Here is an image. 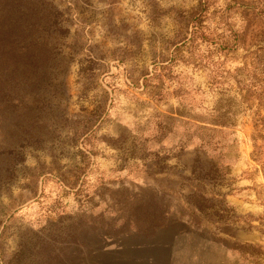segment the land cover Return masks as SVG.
Returning a JSON list of instances; mask_svg holds the SVG:
<instances>
[{
    "label": "rangeland",
    "instance_id": "obj_1",
    "mask_svg": "<svg viewBox=\"0 0 264 264\" xmlns=\"http://www.w3.org/2000/svg\"><path fill=\"white\" fill-rule=\"evenodd\" d=\"M0 10V264H264V0Z\"/></svg>",
    "mask_w": 264,
    "mask_h": 264
},
{
    "label": "trees",
    "instance_id": "obj_2",
    "mask_svg": "<svg viewBox=\"0 0 264 264\" xmlns=\"http://www.w3.org/2000/svg\"><path fill=\"white\" fill-rule=\"evenodd\" d=\"M8 24V22H6L4 19H3V15H2V12H1V10H0V25H2V26H4V27H6V25ZM197 25L198 24H191V27H193V30L191 31V34H190V36H186V35H183V40H182V45L186 42V41H189V40H192V38H194V34H193V31L195 32L196 30H197ZM245 32H242V36L244 37L245 35ZM15 37V36H14ZM263 39H264V33H263ZM13 46V45H12ZM9 47L11 48V46L9 45ZM14 47V46H13ZM22 49H25L24 47L22 48ZM14 51V50H13ZM175 58V57H174ZM174 58H172V57H170L169 58V63L168 64H165L164 66H163V68H164V72L162 73V77H165V78H173V77H175L176 75H175V72H174V67L175 66H177L180 62H181V60H176V61H174L175 59ZM147 80V79H146ZM247 90V89H246ZM250 94H255L256 96H257V98H259L260 100H261V102L263 103V106H264V89L263 90H260V91H257V92H248L247 93V95H250ZM208 149H211L212 151H216L217 152V154H216V156H217V159L218 158H221L222 157V152L220 151H218V146H216V144H215V142L214 143H212L209 147H207ZM220 160V159H219ZM217 161L218 160H216L215 162L214 161H212V162H209L210 164H211V168L210 169H213V170H216V169H218V167L220 166V162L219 163H217ZM196 196H198L201 200H204V198L202 197V195H200V194H198L197 195V192H196ZM195 206L196 207H199L200 208V206L199 205H196L195 204ZM248 216H250V214H248Z\"/></svg>",
    "mask_w": 264,
    "mask_h": 264
}]
</instances>
